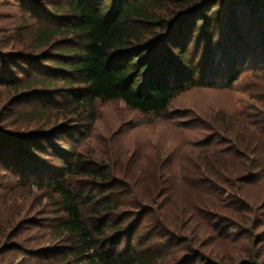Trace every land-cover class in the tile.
I'll return each instance as SVG.
<instances>
[{"label":"rangeland","instance_id":"1","mask_svg":"<svg viewBox=\"0 0 264 264\" xmlns=\"http://www.w3.org/2000/svg\"><path fill=\"white\" fill-rule=\"evenodd\" d=\"M56 1L0 0V138L11 160L25 163L15 151L20 146L37 149L29 155L45 167L61 157L107 170L111 180L105 184L66 177L73 193L82 195L77 202L88 223L93 214L87 201L107 187L118 189L123 204L116 216L124 224L108 232L101 250L122 252L133 234L134 243L147 245L145 254L158 256L152 264H264V65L247 67L229 87L188 89L160 115L120 100L95 101V120L87 127L59 108L69 89L62 81L48 90L11 87L33 79L32 63L36 73L56 78L44 63L62 44L48 49L29 34L44 15L42 25L50 24L47 11ZM159 2L152 14L160 25L148 26L146 38L184 15L197 36L201 23L195 26L192 18L206 7L218 38H225L222 46L235 38L234 21L255 41L259 56L264 50V11L251 2ZM40 106L48 113L35 112ZM2 165L0 264H78L64 261L58 249L63 242L52 226L53 192L28 187L27 177Z\"/></svg>","mask_w":264,"mask_h":264},{"label":"trees","instance_id":"2","mask_svg":"<svg viewBox=\"0 0 264 264\" xmlns=\"http://www.w3.org/2000/svg\"><path fill=\"white\" fill-rule=\"evenodd\" d=\"M111 1H56L47 11L52 18L50 24L42 25L48 22L44 15L38 26H31L29 30L40 46L51 49L57 43L62 44L44 63L56 78H46L49 73H36L38 67L32 63L33 79L11 87L15 91H29L38 86L48 90L62 81L69 89L60 97L59 108L91 127L95 120V101L120 100L131 109L160 115L188 89L229 87L247 67L264 65V50L259 56L253 45L255 41L249 40L242 29L241 34L234 21L235 38H228L222 46L225 38H218L213 28L216 19L209 16L206 7L192 18L195 26L201 23L197 36L194 27L182 21L186 18L184 15L169 21L168 28L160 26L152 38H146L150 26L160 25L152 14L155 7H161L159 0H116L112 4ZM243 1L264 11V0ZM47 109L40 106L35 112L44 114L48 113ZM4 142L0 138V164L27 177L28 187L50 189L55 195L57 207L51 215L52 226L63 242L58 249L64 261L152 264L158 258L145 254L147 245L134 243L137 235L132 233L126 250H101L108 232H117L124 224L116 216L123 204L118 200L117 187L102 189L98 196L88 200L93 216L89 223L83 219L77 202L82 195L73 193L66 177L76 174L105 184L111 180L107 170H98L93 165H73L61 157L51 167H45L40 159L31 156L37 155L34 154L37 149L26 152L17 143L19 147L15 151L25 155L22 158L25 163L21 164V158L17 162L11 160L12 151L2 147Z\"/></svg>","mask_w":264,"mask_h":264}]
</instances>
